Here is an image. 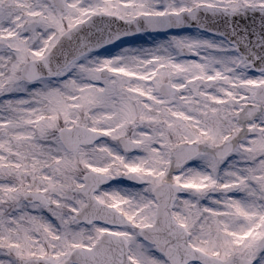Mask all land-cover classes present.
I'll list each match as a JSON object with an SVG mask.
<instances>
[{"label": "snow or ice", "instance_id": "1", "mask_svg": "<svg viewBox=\"0 0 264 264\" xmlns=\"http://www.w3.org/2000/svg\"><path fill=\"white\" fill-rule=\"evenodd\" d=\"M0 264H264V0H0Z\"/></svg>", "mask_w": 264, "mask_h": 264}, {"label": "rangeland", "instance_id": "2", "mask_svg": "<svg viewBox=\"0 0 264 264\" xmlns=\"http://www.w3.org/2000/svg\"><path fill=\"white\" fill-rule=\"evenodd\" d=\"M147 39H148V37L145 36V37L141 38L140 40L136 41V43H144V41Z\"/></svg>", "mask_w": 264, "mask_h": 264}]
</instances>
